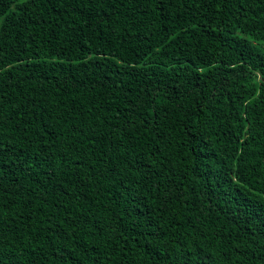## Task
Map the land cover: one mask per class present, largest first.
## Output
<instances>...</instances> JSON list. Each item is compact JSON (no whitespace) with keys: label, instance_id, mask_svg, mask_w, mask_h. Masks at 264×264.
<instances>
[{"label":"trees","instance_id":"trees-1","mask_svg":"<svg viewBox=\"0 0 264 264\" xmlns=\"http://www.w3.org/2000/svg\"><path fill=\"white\" fill-rule=\"evenodd\" d=\"M0 264H264V0H0Z\"/></svg>","mask_w":264,"mask_h":264}]
</instances>
